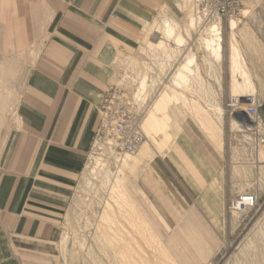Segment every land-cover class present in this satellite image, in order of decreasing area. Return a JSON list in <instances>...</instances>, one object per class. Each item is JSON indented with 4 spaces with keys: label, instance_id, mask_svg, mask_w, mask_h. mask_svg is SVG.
<instances>
[{
    "label": "crops",
    "instance_id": "crops-1",
    "mask_svg": "<svg viewBox=\"0 0 264 264\" xmlns=\"http://www.w3.org/2000/svg\"><path fill=\"white\" fill-rule=\"evenodd\" d=\"M184 1L0 0V59L8 60V76L25 72L0 131V264H44L54 250L97 140L116 62L133 53L162 10ZM226 31L233 35L231 92L238 93L240 76L248 77L262 124L246 117L245 126L263 136L264 0H240V15ZM210 139L220 144V136ZM151 167L159 180L152 176L143 212L156 233L167 239L176 219L196 218L188 211L195 203L208 220L205 237L215 243L224 202L217 169L178 139Z\"/></svg>",
    "mask_w": 264,
    "mask_h": 264
},
{
    "label": "rangeland",
    "instance_id": "rangeland-1",
    "mask_svg": "<svg viewBox=\"0 0 264 264\" xmlns=\"http://www.w3.org/2000/svg\"><path fill=\"white\" fill-rule=\"evenodd\" d=\"M181 4L162 10L133 53L115 65L111 86L138 118L142 146L134 156L125 155L116 135L101 129L60 228L61 238L44 264H264V145L257 141L262 130L246 129L254 127L245 126L247 115L237 111L255 104V98L236 97L252 94L251 85L243 74L238 93L231 92L227 64L233 35L226 33L227 21L209 22L187 0ZM212 27H220L221 36ZM185 62L189 71L181 73ZM7 63L0 59V131L25 76L19 70L8 76ZM164 93L170 101L152 122L148 115ZM216 135L217 146L210 139ZM174 139L195 146L223 178L224 202L220 228L212 230L213 244L205 237V212L195 203L188 211L196 218L176 219L167 239L143 212L144 195L153 191L152 176L159 180L151 166ZM248 192L255 194L256 207L230 212L229 203Z\"/></svg>",
    "mask_w": 264,
    "mask_h": 264
},
{
    "label": "built area",
    "instance_id": "built-area-1",
    "mask_svg": "<svg viewBox=\"0 0 264 264\" xmlns=\"http://www.w3.org/2000/svg\"><path fill=\"white\" fill-rule=\"evenodd\" d=\"M186 1V0H185ZM194 7L195 14L203 19L213 22L230 21L240 15V0H187ZM103 94L102 104L99 108L100 125L97 137L102 128L116 135L120 150L125 155L137 153L143 144V132L138 118L134 117L129 106L122 101L123 95L116 87L109 86ZM249 100V98H247ZM242 108V107H241ZM247 117L261 122L254 106L241 109ZM257 141L264 145V135H257ZM257 198L253 193H244L237 196L228 205L230 212L243 213L254 209Z\"/></svg>",
    "mask_w": 264,
    "mask_h": 264
},
{
    "label": "bare ground",
    "instance_id": "bare-ground-1",
    "mask_svg": "<svg viewBox=\"0 0 264 264\" xmlns=\"http://www.w3.org/2000/svg\"><path fill=\"white\" fill-rule=\"evenodd\" d=\"M233 20V19H232ZM219 29H220V27H219ZM218 28L216 29V27H212V29H211V31L212 32H214V31H217L218 32V35H220V31H218L219 30ZM220 40H221V38L220 37H218L217 38V41L218 42H215V45H216V47H217V51H218V53L220 52V50H221V45H220ZM189 65H190V63H186L185 62V64H183L182 66H181V68H180V72L182 73H186L187 71H189ZM249 96V95H248ZM236 97H241V96H236ZM242 97H246V96H244V95H242ZM241 97V98H242ZM249 97H253L252 95L251 96H249ZM169 101H170V97L167 95V94H162L161 96H160V98L153 104V108H152V111L150 112V114L148 115V119L150 120V121H152V122H155V121H157V117L159 116V115H161V114H164L165 113V110H166V106H167V104L169 103ZM238 112H242V110H237ZM247 118H249L250 119V117H247ZM252 119V118H251Z\"/></svg>",
    "mask_w": 264,
    "mask_h": 264
}]
</instances>
